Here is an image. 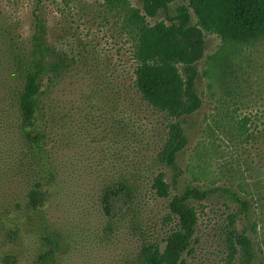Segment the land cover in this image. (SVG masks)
Here are the masks:
<instances>
[{
	"label": "rangeland",
	"instance_id": "obj_1",
	"mask_svg": "<svg viewBox=\"0 0 264 264\" xmlns=\"http://www.w3.org/2000/svg\"><path fill=\"white\" fill-rule=\"evenodd\" d=\"M125 1L0 0V264L6 255L35 264L48 237L62 245L57 264H145L143 248H163L176 228L169 200L188 186L207 196L189 201L198 221L179 264H264V39L204 32L202 103L181 117L187 143L174 168L157 159L173 120L135 88L129 15L142 10ZM181 4L146 21L168 24ZM41 57L34 122L24 127L20 97ZM160 172L168 197L152 187ZM36 184L45 197L32 209ZM120 185L128 192L107 213L104 193Z\"/></svg>",
	"mask_w": 264,
	"mask_h": 264
},
{
	"label": "trees",
	"instance_id": "obj_2",
	"mask_svg": "<svg viewBox=\"0 0 264 264\" xmlns=\"http://www.w3.org/2000/svg\"><path fill=\"white\" fill-rule=\"evenodd\" d=\"M110 4L128 5L125 0H106ZM142 14L131 9L129 23L135 27L134 57L135 88L141 98L157 110L165 112L173 121L169 123L166 140L157 154L159 162L176 168L177 154L184 148L187 138L181 117L192 114L201 106L202 100L195 90L198 72L195 63L204 53V32L215 33L223 40L252 43L264 39V0H186L167 16L169 21L149 24L146 18H155L160 11H167L176 0H138ZM192 13L196 23H191ZM27 74L25 88L20 97L24 127L34 122L37 109L36 95L40 89V75L45 71L41 57ZM181 68V70H180ZM41 135L30 137L34 147H39ZM152 187L161 197L169 196V184L164 173L155 176ZM123 186L109 188L103 196L104 209L111 213L115 197L127 194ZM207 192L196 186L186 187L169 200L168 208L176 218V228L167 236L165 245L148 244L143 248L145 264H179L194 236L198 216L189 204L191 199H203ZM45 194L36 184L28 192L27 203L35 209L42 204ZM16 231L8 229L7 236L15 238ZM242 242L247 238L242 236ZM48 249L40 253L35 264H57L62 247L54 237L47 238ZM4 264H16L12 255L2 258Z\"/></svg>",
	"mask_w": 264,
	"mask_h": 264
}]
</instances>
